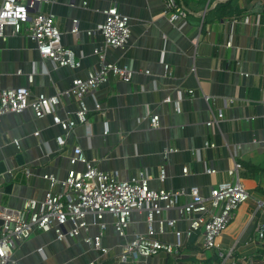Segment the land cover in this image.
Segmentation results:
<instances>
[{
	"label": "crops",
	"instance_id": "0c3cea01",
	"mask_svg": "<svg viewBox=\"0 0 264 264\" xmlns=\"http://www.w3.org/2000/svg\"><path fill=\"white\" fill-rule=\"evenodd\" d=\"M34 1L30 14H53L63 45L81 65L56 67L43 58L26 29L17 34L8 26L0 38V90L28 87L31 99L60 94L57 114L75 120L81 102L65 92L76 79H87L103 61L131 68L133 77L129 82L113 78L85 95L91 126L78 123L63 147L57 138L66 131L53 116L38 118L31 108L1 116L0 207L22 209L29 199L62 193L61 184L52 187L44 176L62 181L71 170H86L85 163H71L80 147L87 161L122 180L147 177L152 189L184 191L178 207L157 215L153 224L156 239L180 248L177 254L117 260L128 241L149 231L147 212L137 210L125 237L117 232L114 217L105 215L106 257L85 241L100 231L88 215V230L76 237L59 240L54 230L35 231L18 244L8 264H230L203 247L202 231L189 233L190 221L181 207L191 201L193 188L208 197L215 185L237 180L250 197L219 243L232 251L231 259L264 264V239L256 236L264 224V0H177L187 15L175 23L165 13V0ZM113 5L131 18V38L123 48L107 47L102 59L103 35L88 32L104 24V11ZM75 20L79 35L72 32ZM230 34L233 45L227 46ZM154 115L160 117L157 127L151 125ZM167 149L174 151L166 155ZM209 168L217 172L209 174ZM160 219L177 223L162 230Z\"/></svg>",
	"mask_w": 264,
	"mask_h": 264
},
{
	"label": "built area",
	"instance_id": "2783aa9c",
	"mask_svg": "<svg viewBox=\"0 0 264 264\" xmlns=\"http://www.w3.org/2000/svg\"><path fill=\"white\" fill-rule=\"evenodd\" d=\"M165 13L172 23L181 17H186L187 9L181 6L177 0H165ZM35 7L34 0H2L0 5V38L6 37V28L13 26L15 33L26 29L37 43V49L43 58L51 61L56 67L70 66L79 67L81 62L75 57L74 52L66 48L62 43V32L58 21L51 13L39 12L32 16L31 10ZM106 20L89 34L99 32L105 39L103 49L98 52L102 59L105 58L107 47L123 48L131 38V18L121 13L116 5L104 11ZM78 20L73 22L72 32L79 35ZM235 20L232 23V27ZM227 46L233 45L232 34L229 35ZM104 50V51H103ZM133 71L127 66L106 63L91 72L87 79H76L66 94L73 95L81 102V108L76 113V119L62 118L56 112V106L60 102V94L48 96L40 94L32 98V91L28 87L7 88L0 90V117L7 113H22L28 108L34 110L38 118L53 116L54 123L61 125L66 135L59 136L57 142L60 147L67 143V136L78 123L90 128L91 121L89 110L83 103V98L88 93L95 91L102 84L113 78L131 81ZM33 81V77H30ZM194 93L193 90L189 91ZM64 93V94H65ZM97 110H102L97 105ZM223 113L219 119L223 118ZM159 115L151 117L152 127L159 125ZM216 118L209 122L212 125ZM39 134V132H38ZM105 134H108L106 125ZM166 150V155L173 152ZM85 163L86 170H71L66 179L60 181L52 175L44 177L51 181V186L61 184L64 188L62 193L48 192L43 200L29 199L22 209L8 206L0 207V264H8L13 252L19 243L28 240L35 231L49 232L54 230L59 240L68 236L76 237L82 231H87L90 224L88 215H92L95 223L99 225L100 231L94 237H87L85 241L100 251L103 256L110 254V249L103 245V236L106 224L103 219L106 214L114 217V225L117 232L125 237L134 211H146L148 214L149 231L147 234H138L128 241L116 259L123 262L127 260L138 261L158 255L161 252L169 254L179 253V245H173L155 238L153 224L156 216L161 215L178 207L179 198L185 194L184 191H170L166 189L155 190L150 187L147 177H136L130 180H122L117 175L101 171L94 162L87 161L82 149L76 147L71 163ZM209 174H215L216 169H207ZM29 173V171H27ZM188 174V168L184 169ZM231 176L235 170L229 171ZM167 173L163 168L160 178L166 179ZM188 195L191 201L181 207L182 214L190 221V232L202 231L203 247L207 250H216L217 255L230 264H247L244 261H236L232 258V251H226L221 247L219 238L224 230L236 217L239 207L245 203L250 194L239 181H226L215 185L208 197L202 196L197 188H193ZM163 230L165 224L175 227L177 220H157ZM68 224L72 225L70 230L66 229ZM257 239H264V224L257 228ZM97 264V263H91Z\"/></svg>",
	"mask_w": 264,
	"mask_h": 264
},
{
	"label": "trees",
	"instance_id": "16d2710c",
	"mask_svg": "<svg viewBox=\"0 0 264 264\" xmlns=\"http://www.w3.org/2000/svg\"><path fill=\"white\" fill-rule=\"evenodd\" d=\"M230 2L232 3L233 0H230ZM228 5H229L228 3H226V4H222V5L220 6V8H225V7H227ZM210 14H211V12H210Z\"/></svg>",
	"mask_w": 264,
	"mask_h": 264
},
{
	"label": "water",
	"instance_id": "95a60500",
	"mask_svg": "<svg viewBox=\"0 0 264 264\" xmlns=\"http://www.w3.org/2000/svg\"><path fill=\"white\" fill-rule=\"evenodd\" d=\"M3 224V221L2 220H0V226Z\"/></svg>",
	"mask_w": 264,
	"mask_h": 264
}]
</instances>
